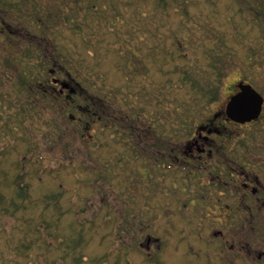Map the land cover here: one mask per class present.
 <instances>
[{
	"label": "rangeland",
	"instance_id": "obj_1",
	"mask_svg": "<svg viewBox=\"0 0 264 264\" xmlns=\"http://www.w3.org/2000/svg\"><path fill=\"white\" fill-rule=\"evenodd\" d=\"M0 1V264H264L263 210L240 228L231 192L210 185L207 169L194 164L185 184L143 170L148 136L177 152L193 138L180 113L196 129L224 112L238 82L263 93L264 22L248 8L258 0ZM74 9L90 26H67ZM49 69L80 88L71 105ZM34 80L45 96L29 91ZM83 96L112 127L82 111ZM144 116L158 118L153 134L136 123ZM126 123L138 129L127 145L138 159L126 160ZM223 134L220 144L264 169V125Z\"/></svg>",
	"mask_w": 264,
	"mask_h": 264
},
{
	"label": "flooded vegetation",
	"instance_id": "obj_2",
	"mask_svg": "<svg viewBox=\"0 0 264 264\" xmlns=\"http://www.w3.org/2000/svg\"><path fill=\"white\" fill-rule=\"evenodd\" d=\"M258 1V5H253L249 4L248 0V8H250L252 11H256L258 14L257 17L261 18L260 22L263 23L264 0ZM55 71L56 70L54 69H49V74L52 75L49 81H51L53 85L59 87L57 90L59 97L63 98L64 101L70 104V102L74 100L75 94L80 93L81 90H79L80 88L74 86L75 91L71 92L70 94L71 88L69 86L67 88L61 87L60 84L63 80H59L58 78L54 77ZM53 79L57 80V82H53ZM241 83L249 84L255 93H257L258 98L261 99V107L258 115L252 120H245L243 122L237 121V119H235V115L236 118L243 117V112L239 113L238 109H236L235 113H229V110H227V104L233 96H236L235 101L237 106H239V103L242 101H255L256 98L253 93L252 95H247L246 93L242 94L241 89L239 88V84ZM45 90H47V87H44V89H31L29 91H34L35 93L44 92L46 95L47 91ZM45 95L43 94L42 96ZM26 102L28 103L29 101L27 100ZM225 105L226 107L224 112L221 111L213 115V119H208L210 121L206 120V122L200 123V125L196 126L197 130L194 129L191 132L193 138L188 140V142L183 147L180 146V152H177L176 150L166 151L164 140L159 142L157 138V142L153 143L152 137L148 136L151 140V142H149L150 150L148 160L150 163L148 167L144 168L143 170H145L146 175L148 173L153 174L151 178L152 180H157V177L160 178L161 176L166 178L168 170L175 171L176 173L178 172L177 174L179 175V181L185 184L187 181L189 182V178L186 179L187 177H185V175L188 177L194 176V174H192V170H195L194 164L199 167H203V169H207L208 171L206 173H209L208 175L213 183L208 184L215 185L216 187L220 188V190L222 189V193L225 191L228 193L231 192L229 196H233L234 202L230 206L226 205V207L230 208L231 219H233L234 222L235 220L240 222L236 223L240 225V228H244L245 226H250L249 222L250 218L253 217V211H264V169L258 166H249L241 155L236 156L235 154H232L231 151H229L230 148L226 147L224 142L220 144L219 140L226 139L223 134L224 130L227 128V125H232V123L238 125H254L256 123H260L264 125V90L263 93H261L250 83L243 81L238 82L237 86H235L231 91ZM82 111H84L90 117L93 114V111L89 106H85ZM222 115H224L225 118L220 122L219 119L222 117ZM69 118L70 121H72L74 115H69ZM214 120L218 122L215 123ZM128 126L131 136L133 135V132H137L138 129L136 127L131 125ZM127 140L132 142V140L129 138ZM202 159H205V163L207 164H203ZM184 169L187 171H183Z\"/></svg>",
	"mask_w": 264,
	"mask_h": 264
},
{
	"label": "trees",
	"instance_id": "obj_3",
	"mask_svg": "<svg viewBox=\"0 0 264 264\" xmlns=\"http://www.w3.org/2000/svg\"><path fill=\"white\" fill-rule=\"evenodd\" d=\"M86 3L88 2V0H84ZM3 3V1H0V5ZM87 8H88V6L85 8V10H86V12H87ZM96 10H98L97 9V7H96V5L95 4H92L91 6H90V8H89V11L92 13V14H94V15H96L97 13H98V11H96ZM78 10L77 9H74V10H71L70 11V14H68V16H64V20H65V23L67 24V26H70V28L71 29H73V30H80V29H82L81 27H82V25L83 26H85V27H88V26H90V24L88 25V20H87V14H85V16H83V19L82 20H80V19H78L77 17H78ZM178 50V52H171V54H172V56H174V55H176V54H179V56L180 57H182V58H184V53H182L181 52V50H179V49H177ZM153 56V55H152ZM151 56V57H152ZM42 60V59H41ZM42 62L44 63V60H42ZM41 62V64H40V67L42 66V65H44L43 63ZM42 70H43V68H42ZM166 73H167V70H166ZM166 73H165V75H166ZM181 74L183 75V77L185 78V79H187L188 77H189V74L187 73V71L186 70H182V72H181ZM188 74V75H187ZM193 74V73H192ZM29 75V74H28ZM33 77V76H32ZM221 77H223V75H220V78ZM191 78H193V77H191ZM219 81V84H220V82H221V79L220 80H218ZM42 82H45V81H42ZM46 83V82H45ZM51 83V82H50ZM33 84H34V87H31V89L32 90H35V89H39L40 87H39V85L41 84L40 83V81H36V80H34V82H33ZM52 84V83H51ZM46 87H47V85H46ZM39 94L40 95H45V93L44 92H39ZM218 88H216V89H214V90H211V92H210V95H202V96H200L199 98L200 99H202V104L201 105H203L204 103H210V102H213V101H216L217 100V98H218ZM99 96V95H98ZM101 97V96H100ZM83 99L82 100H85V101H87V102H89L88 104H87V106H89L90 107V109H92V107L93 106H95V107H98L95 103H94V101L93 100H91V99H89V97L88 96H83L82 97ZM98 100H106L105 98H101V99H98ZM95 104V105H94ZM176 112H178V110L176 109ZM106 114H104V115H91V119H93L94 120V118H96V119H98L99 121L101 120V121H104L103 123H104V129L105 128H107V129H109L110 127H112V121H110L109 119H107L108 118V116H107V118H106V116H105ZM182 115H184V117L185 116H187V117H185L184 119H181V121H180V127H181V130H182V134H183V136H187V135H190V133L194 130V128H193V124L195 123L194 121V117L192 116V114L191 113H189V114H183V113H180L179 114V117L180 116H182ZM105 119H104V118ZM132 117V116H131ZM95 119V120H96ZM132 121V120H131ZM139 121H141L142 122V124H144L145 125V133H147V132H149V134H153V132H155L156 130H158L157 129V126H156V124L158 125V118H156L155 116L153 117H150V118H147L146 119V116H144V117H139L138 118V120H136V123L137 122H139ZM172 127V126H171ZM128 128H129V126L127 125V123H126V125H125V127L123 128V135H122V132L121 131H119L118 129H117V131L118 132H116L117 134L119 133V132H121V138L120 139H123V141H125V143H126V146L130 143L127 139L129 138L130 140H132L133 141V139L134 138H136L135 137V135H134V133H133V135L131 136L130 135V132H129V130H128ZM147 130V131H146ZM152 130H153V132H152ZM161 132V131H160ZM115 133V134H116ZM128 133V138H127V134ZM162 133V132H161ZM148 135V134H147ZM165 135H167V134H165ZM183 136H181V137H183ZM151 137V136H150ZM173 137H176L177 139H180V137H179V134H177V135H175V136H173ZM158 137H156V139H157ZM168 139H169V137H168ZM128 147V146H127ZM129 148V147H128ZM130 149V148H129ZM131 150V149H130ZM119 154H120V156H122L121 157V159H123V158H125L123 155H124V152H120L119 151ZM130 156L131 157H133V159H138L139 157L137 156V154L135 153V152H133V150H131L130 152H128V155H127V157H126V160L127 159H129L130 158ZM145 168V167H144ZM170 168V167H169ZM20 190H21V188H20Z\"/></svg>",
	"mask_w": 264,
	"mask_h": 264
},
{
	"label": "water",
	"instance_id": "obj_4",
	"mask_svg": "<svg viewBox=\"0 0 264 264\" xmlns=\"http://www.w3.org/2000/svg\"><path fill=\"white\" fill-rule=\"evenodd\" d=\"M53 82H57V80L53 79ZM61 87L67 88L69 85L68 83H66L65 81L61 82ZM239 88L241 89L242 94L246 93L247 95H252V93L255 95V101L253 102V100H248V102L246 101H242L241 103H239L240 105L237 106L235 98L236 96L231 97V100L228 102V106H227V110H229V113H235L236 109H238V112H243V117L241 118H236L235 115V119H237V121H245V120H252L254 119L257 115L258 112L260 110L261 107V99L258 98L257 93H255V91L253 90V88H251V86L249 84H239ZM74 92V89L71 88L70 89V93Z\"/></svg>",
	"mask_w": 264,
	"mask_h": 264
}]
</instances>
